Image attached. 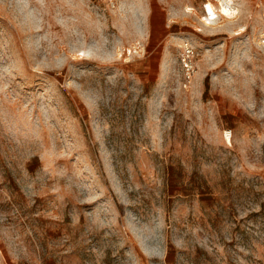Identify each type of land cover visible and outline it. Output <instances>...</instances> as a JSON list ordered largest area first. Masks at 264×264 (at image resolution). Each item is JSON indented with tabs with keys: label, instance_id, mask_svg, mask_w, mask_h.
<instances>
[{
	"label": "rangeland",
	"instance_id": "obj_1",
	"mask_svg": "<svg viewBox=\"0 0 264 264\" xmlns=\"http://www.w3.org/2000/svg\"><path fill=\"white\" fill-rule=\"evenodd\" d=\"M0 264H264V0H0Z\"/></svg>",
	"mask_w": 264,
	"mask_h": 264
},
{
	"label": "built area",
	"instance_id": "obj_2",
	"mask_svg": "<svg viewBox=\"0 0 264 264\" xmlns=\"http://www.w3.org/2000/svg\"><path fill=\"white\" fill-rule=\"evenodd\" d=\"M95 1L106 2L107 5H114V3H115L117 0H95ZM217 1H218V0H217ZM232 1H233V0H228V7H229V8H231ZM218 3H219V2H218Z\"/></svg>",
	"mask_w": 264,
	"mask_h": 264
}]
</instances>
